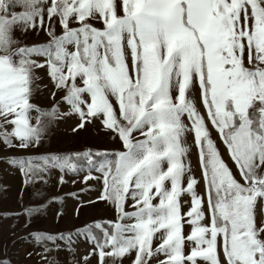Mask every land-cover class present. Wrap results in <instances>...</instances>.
<instances>
[{
    "label": "snow or ice",
    "instance_id": "snow-or-ice-1",
    "mask_svg": "<svg viewBox=\"0 0 264 264\" xmlns=\"http://www.w3.org/2000/svg\"><path fill=\"white\" fill-rule=\"evenodd\" d=\"M68 118L120 148L5 162L46 183L86 161L87 203L114 219L37 245L84 236L79 264H264V0H0V149H39Z\"/></svg>",
    "mask_w": 264,
    "mask_h": 264
},
{
    "label": "rangeland",
    "instance_id": "rangeland-1",
    "mask_svg": "<svg viewBox=\"0 0 264 264\" xmlns=\"http://www.w3.org/2000/svg\"><path fill=\"white\" fill-rule=\"evenodd\" d=\"M46 39L43 33L33 35L30 42H42ZM50 96L47 90L38 95L37 102L47 106ZM77 120L68 118L53 124L39 149L29 151L17 149H0V262L6 264H79L82 257L90 252V245L84 236H73L71 246L61 244L59 248L48 242L37 245L30 233L44 232L52 235L58 233H76L86 225L97 220L114 219L110 205L96 200L101 184L97 180L84 182L85 176H98L95 171L89 172L86 161L81 160L82 170L78 174L64 175L59 170L50 171L46 183H26V177L15 167L5 161L10 158H23L33 153L80 152L89 149L92 152L113 151L120 148L119 142L102 128L99 121L87 125L83 130L73 132ZM191 144V137L187 138ZM97 160L100 157H96ZM194 175L199 178L197 156L193 150L190 157ZM64 175L65 183H60ZM75 181V182H74ZM46 205L43 210L29 217L25 210L30 207ZM187 210L188 205H184ZM79 209L77 215L76 210ZM62 214V215H59ZM91 264H96L94 257ZM124 264H129L128 260Z\"/></svg>",
    "mask_w": 264,
    "mask_h": 264
}]
</instances>
